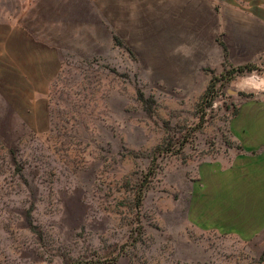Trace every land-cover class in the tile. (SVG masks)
Listing matches in <instances>:
<instances>
[{
	"label": "rangeland",
	"instance_id": "rangeland-1",
	"mask_svg": "<svg viewBox=\"0 0 264 264\" xmlns=\"http://www.w3.org/2000/svg\"><path fill=\"white\" fill-rule=\"evenodd\" d=\"M144 28L0 0V264H264V67Z\"/></svg>",
	"mask_w": 264,
	"mask_h": 264
},
{
	"label": "crops",
	"instance_id": "crops-1",
	"mask_svg": "<svg viewBox=\"0 0 264 264\" xmlns=\"http://www.w3.org/2000/svg\"><path fill=\"white\" fill-rule=\"evenodd\" d=\"M118 10L126 40L151 23L160 39L185 49L182 66L192 72L264 67V0H118Z\"/></svg>",
	"mask_w": 264,
	"mask_h": 264
},
{
	"label": "trees",
	"instance_id": "trees-1",
	"mask_svg": "<svg viewBox=\"0 0 264 264\" xmlns=\"http://www.w3.org/2000/svg\"><path fill=\"white\" fill-rule=\"evenodd\" d=\"M251 67L252 66H243V67L234 68V70L238 72H242L243 70H249Z\"/></svg>",
	"mask_w": 264,
	"mask_h": 264
},
{
	"label": "bare ground",
	"instance_id": "bare-ground-1",
	"mask_svg": "<svg viewBox=\"0 0 264 264\" xmlns=\"http://www.w3.org/2000/svg\"><path fill=\"white\" fill-rule=\"evenodd\" d=\"M246 85H248V86H252V87L256 86L254 82H251L250 84H247V83H246Z\"/></svg>",
	"mask_w": 264,
	"mask_h": 264
}]
</instances>
